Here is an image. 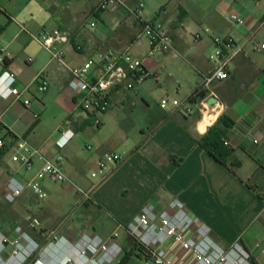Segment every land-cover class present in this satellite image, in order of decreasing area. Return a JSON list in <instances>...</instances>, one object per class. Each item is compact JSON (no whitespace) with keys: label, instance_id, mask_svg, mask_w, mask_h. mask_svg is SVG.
Masks as SVG:
<instances>
[{"label":"crops","instance_id":"obj_1","mask_svg":"<svg viewBox=\"0 0 264 264\" xmlns=\"http://www.w3.org/2000/svg\"><path fill=\"white\" fill-rule=\"evenodd\" d=\"M9 1L0 0V49L5 51L0 73L7 70L14 75L17 86H28L25 96L31 105L26 109L20 102L0 99V138L6 150L0 156L1 233L11 238L15 227L23 229L28 212L34 208L30 207V200H42L28 190L13 203H6L2 197L10 177L29 179L43 163L37 158L31 171L15 172L9 149L23 138L45 159L55 161L61 155L69 180L90 190L88 201L80 202L76 197L66 207L70 216L76 217L73 223L66 216L61 220L66 239H77L83 233L107 239L118 224H126L144 205L152 203L161 210L178 200L187 213L209 227L211 239L219 247L228 249L237 242L249 254L251 264H264V0H141L144 17L161 21L172 38L171 51L152 58L145 57L148 43L139 35L140 26L124 6L100 12L96 9L100 0H85L78 6H68L69 0H17L16 6H10ZM137 1L123 0L129 7ZM231 12L243 17L245 24L231 21ZM56 15L61 23L54 22ZM54 28L72 34L62 46V63L53 60L33 39L41 31ZM194 34H199L198 41L193 40ZM214 36L232 38V57L227 63V79L204 89L201 79L214 67L209 61ZM127 47L143 59L148 71H159L160 79L154 81L156 87L154 79L149 78L134 90L120 87L110 91L109 109L97 116L96 126L119 124L120 121H108L116 105L140 98L150 109L153 97L162 93L168 99L184 102L190 111L160 107L159 120L149 121L152 128L126 146L128 139L123 135L114 140L116 147L103 144L93 150L88 145L91 152L85 157L78 154L73 139L57 149V131L71 129L74 138L76 129L85 128L94 119L90 114L72 118L78 109L67 86L68 67L80 65L99 50ZM40 71H44L48 82L42 93L36 91L33 82ZM202 90L204 98H217L204 113L198 111L203 98L188 101ZM52 103L60 105L68 115L62 125L47 128L45 116ZM34 114L38 115L37 120ZM222 114L233 123L223 139L229 144L227 163L233 172L197 142ZM111 151L121 153V160L108 166L104 179L89 183L87 166L95 169L101 155ZM92 185L95 187L91 189ZM48 202L44 206H52V201ZM15 204L19 206L14 207ZM8 209L12 210L13 224L6 223ZM118 243L123 250L121 258L129 255L127 264H151L123 230L119 231ZM63 253L62 249H46L41 259L49 263Z\"/></svg>","mask_w":264,"mask_h":264},{"label":"built area","instance_id":"obj_2","mask_svg":"<svg viewBox=\"0 0 264 264\" xmlns=\"http://www.w3.org/2000/svg\"><path fill=\"white\" fill-rule=\"evenodd\" d=\"M124 6L127 13L140 26L139 35L148 43L145 57L166 56L172 49L170 31L161 21L154 18H145L143 15L144 3L137 1L133 6H125L123 0H100L96 9L100 12L109 11L111 8ZM231 21L237 25H244L245 20L236 12L229 15ZM94 26V23H91ZM207 32L208 29H205ZM71 32L54 28L43 30L33 39L40 47L50 53L53 60L62 63L64 51L62 46L71 39ZM199 34L193 35V40L198 41ZM213 53L209 55V61L213 63V71L201 79V87L208 88L212 83L227 79V63L232 57L233 40L231 37L212 38ZM261 47H264L262 45ZM5 63V51L0 49V65ZM64 65V64H63ZM68 89L73 94V101L77 109L84 114L94 117L105 113L110 106L109 94L115 88L134 90L147 79H160V72L148 71L143 59L135 56L127 47L123 50L104 49L88 56L80 65L68 67ZM36 91L42 93L47 89V79L44 71L38 72L33 81ZM28 86L16 85L15 77L7 70L0 73V99L20 102L28 109L31 100L25 96ZM207 99L199 102L198 111L204 113ZM161 108H184V102L176 99L162 98ZM1 117V113H0ZM34 119L38 115L34 114ZM1 121V119H0ZM74 136L71 129L63 128L57 131L54 145L62 149ZM228 146L227 141H223ZM4 148V142L0 138V150ZM87 149H90L87 146ZM10 162L14 163L15 172L19 170L31 171L34 161L43 160L41 167L29 179L10 177L5 185L2 197L6 203H13L26 190L40 199L46 197L42 188V182L50 179L58 183L69 182L74 186L71 189L78 197V201L86 202L90 199V190H84L72 183L65 174L62 166L63 158L58 155L55 161L42 157L39 151L32 147L25 139L18 138L9 149ZM122 154L111 151L106 152L98 159L96 168L91 171L90 177L102 180L106 177L109 165L121 160ZM95 185L91 186V189ZM31 229H37V218H26ZM123 230L132 239L144 259L151 264H251L249 254L237 243H233L228 249L219 247L211 239V230L196 216L185 211L178 200H172L166 209H157L152 203L146 204L126 224H118L117 228L107 239H102L94 234H81L77 239H66L63 232L52 233L46 247L39 253L38 258L32 264H115L123 254L122 247L118 243L119 231ZM14 236L7 238L0 231V264H24L37 249L36 241L21 227L14 229ZM46 249L63 250L61 257L49 263L42 261ZM3 254L7 256L4 257Z\"/></svg>","mask_w":264,"mask_h":264},{"label":"rangeland","instance_id":"obj_3","mask_svg":"<svg viewBox=\"0 0 264 264\" xmlns=\"http://www.w3.org/2000/svg\"><path fill=\"white\" fill-rule=\"evenodd\" d=\"M16 1L10 0L9 5L16 6L18 4V1ZM84 2L85 0H69L68 6H78L79 4H83ZM151 5L154 6L153 3H151ZM58 18L59 15H56L54 17L55 23H61V20ZM211 53H213V50L211 51ZM154 81L155 80H153V83ZM154 86L156 87L155 83ZM161 98H166L164 93L153 97L150 102V109H147L146 105L140 100V98H136L134 102H129L125 105H116L115 108H113L110 112V114L112 113V117L108 121H120L119 124H117V122H114L111 125L110 123H106L104 127H98L96 126V123L94 121L95 119H93L88 126H85V128L76 129V135L74 138H72V141L78 150V154L82 157L88 156L91 152V150H88L86 148V146L88 145L93 147V150L100 148V146L103 144H105L108 148L116 147L114 146V140L116 138H120L123 135L125 136L126 140L128 139L125 146L129 142L131 144L132 142L136 141L137 138H140L141 134H144V132H148V130L152 128V122L149 123V121L159 120L157 117L161 112ZM169 108L170 107L163 109ZM67 115L68 113L61 109L60 105L52 103L49 106L45 116L46 127L52 128L56 126V124L62 125L66 120ZM81 116L85 117V114L78 109L72 118L79 119ZM150 117H152V119ZM100 128H102V130L99 131ZM141 128L144 129L143 132L140 131ZM94 170L95 169L92 168V166L88 165L86 174L89 179V183L93 182L94 184H97V178L90 177L91 171ZM73 188L74 186L69 182L58 183L47 179L43 185V190L46 193V197L42 200H38L37 198L30 200V207L32 208L34 206V208L30 210L28 214L38 219L39 226L37 229H34L36 236H32V229L29 227L27 221L23 229L36 241L38 247L36 251L31 255V257H29L24 262V264H32L35 261L36 257H38V254L43 251V249L47 245V242L51 239L50 237L52 233L63 232L64 234L65 229L64 227H62L63 224H61V220H63L64 216H66L71 223L76 220V217L70 216V213H68L66 209L68 203H73L75 200H77L76 194L70 193V190H68ZM49 200L52 201V206H44V204H49ZM18 206L19 204L14 205V207ZM53 208L56 209L54 210ZM11 213L12 210L8 209L7 216L9 218V221L6 223L13 224V215Z\"/></svg>","mask_w":264,"mask_h":264},{"label":"trees","instance_id":"obj_4","mask_svg":"<svg viewBox=\"0 0 264 264\" xmlns=\"http://www.w3.org/2000/svg\"><path fill=\"white\" fill-rule=\"evenodd\" d=\"M205 91H198L193 97H189V102H194L196 98H204ZM232 121L224 114L220 115L216 122L211 125L206 133L197 141L199 146L205 150L215 161L220 165L233 172L230 165L227 163L230 155V150L223 144L227 129L232 125ZM6 152L5 147L0 150V156ZM32 236H36L35 230H31ZM129 255L125 254L118 264H127Z\"/></svg>","mask_w":264,"mask_h":264},{"label":"water","instance_id":"obj_5","mask_svg":"<svg viewBox=\"0 0 264 264\" xmlns=\"http://www.w3.org/2000/svg\"><path fill=\"white\" fill-rule=\"evenodd\" d=\"M207 105H212L215 104L217 102V98L214 95H211L208 99H207Z\"/></svg>","mask_w":264,"mask_h":264}]
</instances>
